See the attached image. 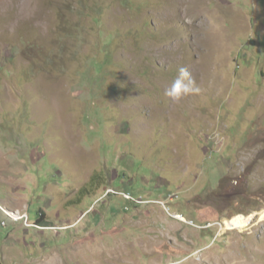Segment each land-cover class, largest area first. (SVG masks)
<instances>
[{"label": "rangeland", "instance_id": "1", "mask_svg": "<svg viewBox=\"0 0 264 264\" xmlns=\"http://www.w3.org/2000/svg\"><path fill=\"white\" fill-rule=\"evenodd\" d=\"M263 209L264 0H0V264H264Z\"/></svg>", "mask_w": 264, "mask_h": 264}, {"label": "clouds", "instance_id": "2", "mask_svg": "<svg viewBox=\"0 0 264 264\" xmlns=\"http://www.w3.org/2000/svg\"><path fill=\"white\" fill-rule=\"evenodd\" d=\"M201 91L200 86L197 84L188 68L180 67L170 87L165 89L164 95L174 102H179L185 97L199 95Z\"/></svg>", "mask_w": 264, "mask_h": 264}, {"label": "bare ground", "instance_id": "3", "mask_svg": "<svg viewBox=\"0 0 264 264\" xmlns=\"http://www.w3.org/2000/svg\"><path fill=\"white\" fill-rule=\"evenodd\" d=\"M7 215H9V214H7ZM255 217H259V221H264V209L260 212L252 213V214H250V216H247V217L236 216V217L232 218L231 220L225 222L224 226L228 230H237L239 232H242V231L246 230V228L249 225H251V223L253 222Z\"/></svg>", "mask_w": 264, "mask_h": 264}, {"label": "built area", "instance_id": "4", "mask_svg": "<svg viewBox=\"0 0 264 264\" xmlns=\"http://www.w3.org/2000/svg\"><path fill=\"white\" fill-rule=\"evenodd\" d=\"M123 197L126 199V200H131V201H135V200H133L132 199V197L131 196H125V195H123ZM174 198H176L174 195L173 196H169V200H173ZM160 204L164 207V208H166L167 209V207H166V204H164L163 202H160ZM168 211H169V208L167 209ZM175 218L176 219H178L179 221H181V222H186V219L183 217V216H180V215H175Z\"/></svg>", "mask_w": 264, "mask_h": 264}, {"label": "trees", "instance_id": "5", "mask_svg": "<svg viewBox=\"0 0 264 264\" xmlns=\"http://www.w3.org/2000/svg\"><path fill=\"white\" fill-rule=\"evenodd\" d=\"M124 2L126 3V0H124ZM95 180V179H94ZM96 181V180H95ZM95 181H93V183L95 182ZM86 189V188H85ZM85 189H82L81 191H80V193L82 194V192H84V190ZM122 196H123V194H122ZM129 196H131V194H129ZM132 197V196H131ZM125 202H129V203H131L132 201H129V200H126L124 197L122 198ZM127 209V208H126ZM38 224H40L41 223V219H40V221H38L37 222Z\"/></svg>", "mask_w": 264, "mask_h": 264}]
</instances>
